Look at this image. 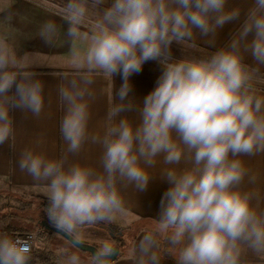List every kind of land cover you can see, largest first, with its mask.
<instances>
[{
    "label": "clouds",
    "instance_id": "clouds-1",
    "mask_svg": "<svg viewBox=\"0 0 264 264\" xmlns=\"http://www.w3.org/2000/svg\"><path fill=\"white\" fill-rule=\"evenodd\" d=\"M45 11L62 24L11 8L0 13V146L15 138L16 113L38 119L46 107V82L32 70L23 41L67 48L56 87L65 154L49 158L25 147L16 161L46 185L45 218L67 239L60 264H83L72 249L86 245L94 228L106 235L87 264H117L121 249L109 226L126 212L122 189L144 194L157 180L167 187L153 227L130 250L132 264H161L164 252L175 264H264V188L246 159L264 156V94L257 87L264 80L246 63L250 57L264 66V0H63L59 12ZM229 25L235 30L216 47ZM197 37L215 50L174 55V45L196 48ZM148 63L159 75L139 98L132 78ZM98 77L112 84L102 135L89 132ZM87 144L101 149L99 170L69 162ZM158 161L165 167L156 177ZM34 239L0 231V264H32Z\"/></svg>",
    "mask_w": 264,
    "mask_h": 264
},
{
    "label": "crops",
    "instance_id": "crops-1",
    "mask_svg": "<svg viewBox=\"0 0 264 264\" xmlns=\"http://www.w3.org/2000/svg\"><path fill=\"white\" fill-rule=\"evenodd\" d=\"M50 4H44L40 0H36L37 4L43 7H37L32 3V0H0V13L11 8L13 11L22 15H30L35 20H42L45 18L55 19L58 24H62V20L58 15H50L45 10H50L51 13L59 12L62 5L54 4L48 0ZM235 3L241 6H247L250 0H234ZM17 27H23L19 17L16 22ZM30 27V26H29ZM234 25L227 26L223 32L220 33L216 40V47L222 46L228 39L230 31L235 30ZM27 31V29H25ZM25 50L34 59V67L32 70L38 73V78L46 82V107L44 113L40 118L22 119L19 113L15 114L16 130L15 138L4 146H0V192L5 190H18L24 192L37 193L41 196L47 197V188L44 183L34 181L26 172L22 173L17 166V159L21 150L25 147H33L38 151H43L49 158H60L65 154L66 145L62 140L59 132V121L63 115V108L57 101L56 87L61 82L63 74L67 71L65 64L68 56L67 48H47L44 47L38 39L24 40ZM196 49L211 53L215 49L210 47L204 39L197 37ZM176 46L174 45V49ZM185 48V47H182ZM176 50V49H175ZM174 55H177L174 53ZM252 67L259 68V75L261 80H264V66H257L251 60L246 59ZM159 67L154 63H148L144 66L143 72L132 78L134 90L139 98H143L155 85L157 76L159 75ZM120 84L119 78L116 79V86ZM95 89L97 92L96 100L91 104V119L89 121V132L96 134H103L106 112L109 106L110 91L112 84L103 77L96 79ZM257 87L264 94V83H258ZM39 141V145H37ZM101 149L98 145L87 144L85 150L78 157H69V162L79 161L83 164L91 165L99 170V156ZM249 167L261 173V187L264 188V156L255 158H246ZM183 166V165H181ZM165 167L162 162L157 163L152 170L153 175L158 177L161 169ZM167 184L161 183L159 180L154 181L149 190L144 194H138L131 186L122 189V196L125 200L126 212L123 215L130 217L131 220L126 221L120 219L123 223H137L144 222L143 226H138L132 237L126 242L119 245L121 255L117 259V264H132L130 258V250L134 243L138 241L141 236L153 227V220L157 210L160 197L166 189ZM0 231L13 234V231L6 220L0 217ZM4 223V224H3ZM8 224V226H5ZM34 224L30 225L26 230L33 229ZM50 236V235H48ZM100 238V237H99ZM50 242L54 250L59 253H54L49 248H39L33 243V261L32 264H60V252L67 246L62 244L57 237L51 238ZM50 250V251H49ZM72 251L77 252L82 258L83 264H87V255L76 249ZM161 264H175L174 257L167 252L162 253ZM248 264H257L256 261L249 258Z\"/></svg>",
    "mask_w": 264,
    "mask_h": 264
},
{
    "label": "rangeland",
    "instance_id": "rangeland-1",
    "mask_svg": "<svg viewBox=\"0 0 264 264\" xmlns=\"http://www.w3.org/2000/svg\"><path fill=\"white\" fill-rule=\"evenodd\" d=\"M42 3L44 4H50V2L48 0H40ZM63 1V0H61ZM174 53H176L177 57H203V56H207V55H210L211 53H207V52H204V51H201L199 49H196V48H189V47H185V48H181L180 50H175L174 49ZM2 195L0 194V205H1V201H2ZM44 203H47V198H44ZM4 202V201H2ZM39 207V208H38ZM36 208V212H35V220H36V223L35 221L32 222V225L34 224V228L33 229H29V230H35V231H38V239L35 240V245L38 246L39 248H42L44 251L46 250L45 248H49L51 250V252L53 251V247L52 245L50 244V242L53 243L52 241V237H57L58 240H61L62 244L64 245H67V240H65L62 236H60L59 234L57 235L56 234H51L49 230L43 228L42 226H40L38 224V221L40 219H44V217H42L41 215V206H38ZM1 210V209H0ZM4 211V210H3ZM1 213V211H0ZM123 221L126 220V221H129L131 220L130 217L128 216H124ZM7 221V220H6ZM11 221V222H10ZM2 221H0L1 223ZM8 224L9 223H12L13 222V219H9L8 218ZM131 223V222H130ZM4 224V223H3ZM8 224H5V226H8ZM20 224V227L22 228H26L28 226V223L27 222H22V223H18ZM39 226H38V225ZM135 226L132 225H127V223H123V222H119L117 224H113L111 226H109L110 228V231H111V234L113 235V238L116 239V243H118L119 245L123 242H126L130 239V237L135 233ZM120 230V234L121 235H118V231ZM89 232V238H88V244H92L95 246V241L97 239L102 238L106 235V232L104 230H102V228H94V229H89L88 230ZM50 235V236H48ZM119 241V242H118ZM121 241V242H120ZM49 250V251H50ZM78 251H80L79 249H76ZM54 253H59V251L57 250H54L53 251ZM82 255H87L86 253H83L81 252Z\"/></svg>",
    "mask_w": 264,
    "mask_h": 264
},
{
    "label": "trees",
    "instance_id": "trees-1",
    "mask_svg": "<svg viewBox=\"0 0 264 264\" xmlns=\"http://www.w3.org/2000/svg\"><path fill=\"white\" fill-rule=\"evenodd\" d=\"M51 1L57 5H62L63 3V1L61 0H51ZM0 194L2 195L1 197L2 201H4V202L1 201L0 217L3 220H7V221H8V218L13 219V222L9 223V227L13 231H25L24 229H27L28 227H30L32 222L35 221L36 223L35 212L38 206L42 207L40 210L41 215L42 217H44V219H46L44 215V208L47 203H44L45 202L44 198H47V197L41 196L37 193H31V192L29 193V192L18 191V190H5V191L0 192ZM22 222H27L28 226L26 228L20 227V224L18 223H22ZM127 225H130V226L134 225L135 226L134 228L136 230L138 226H143L144 222L141 221L137 223H127ZM50 233L56 234L55 232H52V231ZM120 233L121 232L119 230L118 235H121ZM80 252L88 254L86 251H83V250H80Z\"/></svg>",
    "mask_w": 264,
    "mask_h": 264
},
{
    "label": "water",
    "instance_id": "water-1",
    "mask_svg": "<svg viewBox=\"0 0 264 264\" xmlns=\"http://www.w3.org/2000/svg\"><path fill=\"white\" fill-rule=\"evenodd\" d=\"M38 224H39L40 226H42L43 228L49 230V231H52V232L57 233L56 230L53 229V228L49 225V223H48V221H47L46 219H40V220L38 221ZM57 234H59V233H57ZM59 235L62 236L64 239H66L63 235H61V234H59ZM66 240H67V239H66ZM117 245H118V244H117ZM118 247H119V245H118ZM80 250L86 251L87 253H89V252H94V251H95V249H94V245H92V244H88V243H87L86 245L81 246V249H80Z\"/></svg>",
    "mask_w": 264,
    "mask_h": 264
},
{
    "label": "built area",
    "instance_id": "built-area-1",
    "mask_svg": "<svg viewBox=\"0 0 264 264\" xmlns=\"http://www.w3.org/2000/svg\"><path fill=\"white\" fill-rule=\"evenodd\" d=\"M32 233H35V239H34V241L35 240H37L38 239V231H35V230H26V231H21V232H14L13 234H19L20 236H23V237H26L27 235H29V234H32Z\"/></svg>",
    "mask_w": 264,
    "mask_h": 264
},
{
    "label": "flooded vegetation",
    "instance_id": "flooded-vegetation-1",
    "mask_svg": "<svg viewBox=\"0 0 264 264\" xmlns=\"http://www.w3.org/2000/svg\"><path fill=\"white\" fill-rule=\"evenodd\" d=\"M119 242V241H118ZM118 244V243H117ZM119 245V244H118Z\"/></svg>",
    "mask_w": 264,
    "mask_h": 264
}]
</instances>
